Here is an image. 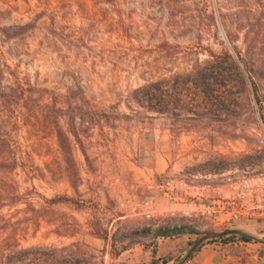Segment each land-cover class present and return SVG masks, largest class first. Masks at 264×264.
I'll use <instances>...</instances> for the list:
<instances>
[{
	"label": "rangeland",
	"instance_id": "obj_1",
	"mask_svg": "<svg viewBox=\"0 0 264 264\" xmlns=\"http://www.w3.org/2000/svg\"><path fill=\"white\" fill-rule=\"evenodd\" d=\"M5 1L0 4V243L78 245L82 260L126 264L125 258H114L112 237L159 220L140 216L141 203L127 204V189L109 174L92 176L94 187L82 185L83 156L141 151L140 164L162 178L264 171V0ZM211 53L240 55L260 104L250 91L235 94L233 73L224 72L212 77L221 82L222 95L215 97L230 114L217 110V101L207 98L198 82ZM153 84L157 109L165 114L135 102L143 101V90ZM1 96L12 101L3 104ZM92 126L94 139L88 137ZM77 131L90 143L87 154L76 141ZM105 164L115 174L134 171L117 160ZM117 193L120 198L112 200ZM96 220L109 242L91 234ZM203 224L194 219L191 226L201 236L214 232ZM244 224L228 229L264 241V227L251 231Z\"/></svg>",
	"mask_w": 264,
	"mask_h": 264
},
{
	"label": "crops",
	"instance_id": "obj_2",
	"mask_svg": "<svg viewBox=\"0 0 264 264\" xmlns=\"http://www.w3.org/2000/svg\"><path fill=\"white\" fill-rule=\"evenodd\" d=\"M7 1L0 0V4H3ZM108 127H103L104 131ZM163 134L166 133L167 128L162 127ZM161 130V129H160ZM91 132V135L88 137L94 136V128L93 126L88 128V133ZM80 133L77 131L76 133V141L81 142L84 153L87 154V147L90 143L89 141H81ZM91 141H94V140ZM103 141H110L108 138ZM78 143V144H79ZM107 143V142H106ZM126 143V142H125ZM104 145V142L102 143ZM90 148V147H89ZM129 153H124V150L118 154L110 156L109 154L97 155V158H90L89 156L82 157V170L80 165L76 163L77 169V177L78 183L80 184L79 173L80 170L84 176H86L87 180L81 179L82 185L88 187H94V183L92 181V176L94 177L96 174L107 175L109 174L113 180L115 181V185L120 187L125 186L127 190H124L123 196L128 197L127 204H130L132 201L136 204L137 202L143 203L144 201H153L156 210L162 212L168 206L165 199L156 189L158 182L162 179V175L157 173H152L147 170V166H142L140 163L144 161L142 153L140 151L135 153L134 155ZM114 157V159H113ZM110 160H117L118 162L127 163V165L134 170L124 172L125 170H117L116 174L109 171V167L107 164ZM79 166V167H78ZM131 174V175H130ZM93 189V188H92ZM120 192V191H117ZM89 198L90 195H87ZM120 195L115 194L112 200L119 199ZM135 206H131L130 208H134ZM141 209V205H138ZM140 211V210H139ZM143 211V210H142ZM149 220L157 219L159 222H154L155 227H159L161 225L171 223L173 225H182L187 221L182 219L184 218L181 215H178V219L182 220H174L171 219L168 215H166V219L162 217V213H158L153 216H146L144 214H140ZM126 218V217H124ZM244 224V228H247L251 231L260 230V228L264 227V217H260L252 222H246ZM155 242V245H152V242ZM190 242V238L181 237L177 239H156L151 240L146 245H135L127 248L118 258H125L126 264H151L155 261L156 264H180L184 258L188 244ZM259 248L254 245H236L230 244L225 241H216L213 243H205L201 248H199L184 264H259L257 255V250ZM179 262V263H178Z\"/></svg>",
	"mask_w": 264,
	"mask_h": 264
},
{
	"label": "trees",
	"instance_id": "obj_3",
	"mask_svg": "<svg viewBox=\"0 0 264 264\" xmlns=\"http://www.w3.org/2000/svg\"><path fill=\"white\" fill-rule=\"evenodd\" d=\"M224 72L227 74L233 73V76L229 82H232L235 86H237V88H233L236 90L235 94H244L246 91H250V94L253 96L257 104H260L258 88L253 80L252 72L246 67V63L240 59V55H238L237 58H234L228 54L217 55L211 53V60L207 62V73L205 78L198 82L203 88V94L209 99L214 98V103L217 101L215 106L217 107L218 111H226L230 114L229 107H226L225 103L223 102L224 100L215 97L220 94L218 91V86H220L221 82L219 79L215 78V80L212 77L217 74L222 75ZM211 82L213 83L212 85H207ZM233 89L231 91H233ZM157 91V85H150V87L147 88V91L143 90L142 92L145 101L137 98L135 99V102L141 107H144L147 104V108L151 112L165 114V110L157 109L158 107L156 104L159 103L156 95ZM1 99L3 100V104H10L12 101L11 97L7 96H1ZM72 130L75 132L73 127ZM153 226L154 225H150L149 227H143L142 229L130 231L121 237L120 235L115 234L111 239V246L115 252L113 254L114 258L119 257L125 250H127V248L131 246L146 245L151 240L156 239H177L181 237H188L190 238L188 246L192 247L196 242H193V239L195 237L201 236V233H199L195 227L187 224L173 225L171 223H167L159 227ZM91 230L92 235L109 242V233L106 229H103L99 221L96 220L95 222L91 223ZM227 239H234V237L229 236L218 240H212L209 241V243L216 241H226ZM241 239L246 243L253 242V239L250 237H241ZM153 244L155 245L154 241L152 242V245ZM80 251L81 248L78 245H70L60 249L47 247L21 248L18 245L14 246L9 242H5L0 243V264H93V258L89 260H82L80 257ZM151 264L156 263L153 261Z\"/></svg>",
	"mask_w": 264,
	"mask_h": 264
},
{
	"label": "built area",
	"instance_id": "obj_4",
	"mask_svg": "<svg viewBox=\"0 0 264 264\" xmlns=\"http://www.w3.org/2000/svg\"><path fill=\"white\" fill-rule=\"evenodd\" d=\"M156 189L163 196L171 219L181 215L189 225L202 221L205 231L223 232L237 222H252L264 217V171L259 174L228 173L226 175H176L165 177ZM142 214L158 213L153 201L141 203ZM198 238V237H197ZM234 244L245 246L241 237ZM257 250L259 264H264V244Z\"/></svg>",
	"mask_w": 264,
	"mask_h": 264
},
{
	"label": "water",
	"instance_id": "obj_5",
	"mask_svg": "<svg viewBox=\"0 0 264 264\" xmlns=\"http://www.w3.org/2000/svg\"><path fill=\"white\" fill-rule=\"evenodd\" d=\"M229 236L243 237V238H249L250 237V238H252L251 236L243 233L240 230H236V229H227V230H225L223 232H209V233H205V234H203L202 236H200L196 240L194 245L191 247V249L187 253L186 257L184 258V260L180 264H184L205 243H207L209 241H212V240H218V239H222V238H225V237H229ZM253 241H257V242H260V243L264 244V241H259L257 239H253Z\"/></svg>",
	"mask_w": 264,
	"mask_h": 264
}]
</instances>
